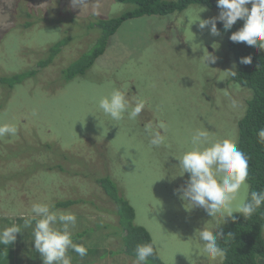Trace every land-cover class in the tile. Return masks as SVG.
I'll list each match as a JSON object with an SVG mask.
<instances>
[{
    "label": "rangeland",
    "instance_id": "374dc122",
    "mask_svg": "<svg viewBox=\"0 0 264 264\" xmlns=\"http://www.w3.org/2000/svg\"><path fill=\"white\" fill-rule=\"evenodd\" d=\"M134 7L122 0H86L81 9L71 0H0V125L17 130L0 137V212L15 215L13 224L21 227L33 203L71 212L77 217L72 240L87 249L83 258L69 249L71 262L134 264L116 233L121 223L114 200L100 181L110 176L166 264H219L224 252L210 258L194 234L220 229L227 217H210L200 207L184 209L176 190L186 186L189 174L180 175L176 156L191 148L197 130H208L213 141L234 138L237 143L246 111L240 91L249 89L232 80V71L241 74L242 68L227 53L226 33L212 36L198 27L199 21L191 24L202 8V19L219 10L192 3L182 11L132 15ZM125 13L104 53L84 74L65 82L71 64L98 44L100 30L91 20ZM58 41L60 50L49 59L53 50L47 47ZM207 51L217 57L209 66L203 58ZM25 71L35 73L15 75ZM117 89L143 102L144 113L134 120L125 113L112 121L99 110V99ZM149 125L165 137L162 145L149 144ZM108 145L112 157L104 165ZM246 185L233 207L248 196L247 179ZM68 199L75 202L61 206ZM31 232L22 227L13 244L0 246V264H43L40 254L21 251L19 239Z\"/></svg>",
    "mask_w": 264,
    "mask_h": 264
},
{
    "label": "clouds",
    "instance_id": "9594fccd",
    "mask_svg": "<svg viewBox=\"0 0 264 264\" xmlns=\"http://www.w3.org/2000/svg\"><path fill=\"white\" fill-rule=\"evenodd\" d=\"M85 3L86 0H71V5L80 9ZM216 3L220 10L217 8L211 10L213 12L219 10L217 16L202 19L199 13L206 10L202 8L198 13V18L192 20L191 24L199 21L198 27L201 30L207 28L210 35L218 36L220 30L216 26L217 22H222L224 30L227 31L238 20H243V25L232 32L229 39L233 43H245L254 49L264 51V0H216ZM135 7L130 9V12L134 11ZM207 53V55L203 54V58L204 63L209 66V63H215L217 57L208 51ZM227 53L233 57V64L240 68L244 66L246 69L252 63V57L250 55L244 56V52L236 54L227 50ZM231 74L233 76L232 80L235 81L238 74L235 71H232ZM244 74L242 69L238 80H241ZM239 87L242 86L238 85ZM240 92L246 100L251 95L250 90L242 89ZM232 106L234 108L238 106L237 101L234 99L232 100ZM98 108L112 121L122 120L125 113H127L129 119L134 120L144 109V103L136 102L134 106L130 107L126 94L117 89L109 95L101 97L98 101ZM160 128L163 129L164 125L161 124ZM16 131L15 127L8 124L0 125V137L14 136ZM146 131L150 134L149 144L151 146L158 147L165 142V137L161 132L153 131L150 125L146 126ZM256 136L257 142L264 144V128H261ZM190 143L191 148L176 156L182 169L180 175L189 174L186 186L176 190L179 198L185 202L183 207L186 211L200 207L210 217L220 213L223 220L225 217L235 220L234 213H239L245 219H248L256 213L261 205H264V191H252L250 198L245 195L233 207V201L237 199L241 188H247L246 179L248 171L251 169L248 168L247 157L238 148L239 141L236 143L234 138L213 141L209 137L208 130L205 129L197 130L192 135ZM106 156L112 157L110 145H108ZM103 178L111 179L110 181L116 185L118 194L125 198L113 178L103 176L101 180ZM114 204V213H116L119 206L115 200ZM14 216L12 215V217ZM22 219L24 229L32 228L34 250L42 257L43 264H71V258L67 256L69 249L81 258L87 255L86 247L76 244L72 240L71 228L77 222L75 214L57 212L47 203H33L30 215L22 217ZM56 225L60 227H56ZM22 227L12 224L0 229V246L7 247L13 244L17 239V234L22 232ZM194 235L198 236L199 241L202 242L204 254L212 259L222 255V250L217 243L222 236L221 232L202 228L199 231L196 230ZM153 243L138 244L135 247L136 259L134 264H146L148 258L155 255Z\"/></svg>",
    "mask_w": 264,
    "mask_h": 264
},
{
    "label": "trees",
    "instance_id": "16d2710c",
    "mask_svg": "<svg viewBox=\"0 0 264 264\" xmlns=\"http://www.w3.org/2000/svg\"><path fill=\"white\" fill-rule=\"evenodd\" d=\"M126 3L135 4L134 11H131L132 15H150V14H164L166 12L182 11L188 5L192 3L203 4L210 9L217 8L216 0H172V1H162V0H122ZM250 7V6H249ZM220 10V9H219ZM128 13L121 14L116 18H111L107 20L93 19L91 22L96 28L100 30V35L97 37V46L94 50L87 52L80 62L77 64H71L69 67L70 71H73L69 76L68 73L64 74V81L67 82L71 79L73 75L84 74L85 69L90 67L95 59L104 53L106 46L108 44L109 38L113 35L120 24L126 19ZM90 20V18H89ZM243 25V20H238L230 30L225 31L222 22H217V28L222 33H226L227 42L226 47L229 52L240 53L244 52V56L250 55L252 57V63L246 69L244 66L241 68L244 71V76L241 80H238L240 73L235 78L238 85L245 87L250 90L251 95L246 100V111L243 117L239 120V139L238 148L245 154L248 159V171L247 180L250 184V191L248 197L250 198V193L252 191H264V144L257 142L256 133L264 128V51L259 49H254L245 43H233L229 36L232 32L238 30ZM61 41V40H60ZM60 47L59 41L48 46L47 50H53L50 53L49 59L56 57ZM74 65V67H73ZM69 72V71H68ZM35 71H25L22 73H17L18 78L33 75ZM126 93V98L135 105L136 100L131 99ZM134 100V101H132ZM146 105L144 104V109L140 113V116L144 113ZM144 122H153L152 118H144ZM39 165H35L30 173L31 178L37 173V168ZM22 168V170H25ZM9 175L7 180L10 179ZM103 178L101 183L105 186L107 193L110 197L116 201L119 206L117 215V223H121L117 228L116 233L120 235L121 241L124 244V251L133 256L136 259L135 247L138 244H148L153 243L151 234L144 226L137 225L134 219V209L132 205L121 197L118 192L115 183ZM75 200H64L61 202V206L68 207L70 204L74 203ZM30 215V213H29ZM236 216L235 220L231 218L226 219L223 227L218 230L222 233L221 238L218 239L217 243L220 249L224 252L225 258L219 264H264V205L254 213L250 218L245 219L239 213H234ZM15 217V216H14ZM12 215L0 212V224L2 225L0 229L6 226H11L15 220ZM56 227H60L56 225ZM230 233V234H229ZM84 232L79 233L81 236ZM31 237H22L19 241L23 245H29L32 247L30 249L33 253H37L34 250V241ZM155 249V255L148 258L146 264H166L160 257L155 243H153ZM39 254V253H38ZM88 252V255H91ZM42 258V257H41ZM27 263V262H25ZM72 264H77L71 262ZM86 264V261L84 262Z\"/></svg>",
    "mask_w": 264,
    "mask_h": 264
},
{
    "label": "crops",
    "instance_id": "0c3cea01",
    "mask_svg": "<svg viewBox=\"0 0 264 264\" xmlns=\"http://www.w3.org/2000/svg\"><path fill=\"white\" fill-rule=\"evenodd\" d=\"M20 248H21V251H22V253H23V252H25L26 250H30L32 247H30L29 245H23V244L20 242ZM3 252H4V250H3ZM4 254H6V253L4 252ZM11 257H13V256L11 255Z\"/></svg>",
    "mask_w": 264,
    "mask_h": 264
},
{
    "label": "flooded vegetation",
    "instance_id": "af4514ba",
    "mask_svg": "<svg viewBox=\"0 0 264 264\" xmlns=\"http://www.w3.org/2000/svg\"><path fill=\"white\" fill-rule=\"evenodd\" d=\"M132 101H134V100H132ZM129 104H130V107H131V106H134L133 102H130ZM108 162H110V157L105 156L104 165L107 164Z\"/></svg>",
    "mask_w": 264,
    "mask_h": 264
}]
</instances>
